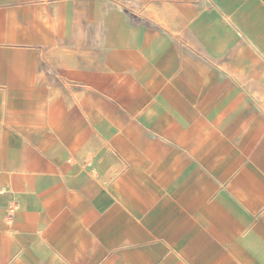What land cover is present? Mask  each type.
<instances>
[{
	"label": "crops",
	"instance_id": "0c3cea01",
	"mask_svg": "<svg viewBox=\"0 0 264 264\" xmlns=\"http://www.w3.org/2000/svg\"><path fill=\"white\" fill-rule=\"evenodd\" d=\"M115 1L0 0V264H264V0Z\"/></svg>",
	"mask_w": 264,
	"mask_h": 264
},
{
	"label": "rangeland",
	"instance_id": "374dc122",
	"mask_svg": "<svg viewBox=\"0 0 264 264\" xmlns=\"http://www.w3.org/2000/svg\"><path fill=\"white\" fill-rule=\"evenodd\" d=\"M196 1V0H191ZM186 2V0H116L114 5L116 8L125 11L132 15V11H137L149 7L151 4L159 6H168L174 3ZM151 7V6H150ZM151 9V8H150ZM234 41L232 39L226 40L225 44L232 46ZM205 53V51H203ZM213 54L220 56L225 61H233V49L212 50ZM262 53V52H261ZM263 57V59H261ZM240 77L243 85L246 86L252 94L258 98L262 107L264 108V55L257 54V60L252 61L249 57L248 51L242 50ZM252 61V62H250ZM229 70V69H228ZM232 73V71H230Z\"/></svg>",
	"mask_w": 264,
	"mask_h": 264
},
{
	"label": "built area",
	"instance_id": "2783aa9c",
	"mask_svg": "<svg viewBox=\"0 0 264 264\" xmlns=\"http://www.w3.org/2000/svg\"><path fill=\"white\" fill-rule=\"evenodd\" d=\"M15 209H16V206H15V205H14V207L12 206V207L10 208V213H12Z\"/></svg>",
	"mask_w": 264,
	"mask_h": 264
}]
</instances>
